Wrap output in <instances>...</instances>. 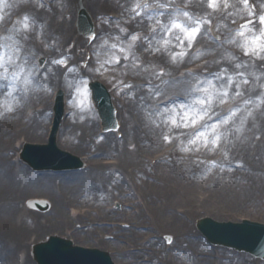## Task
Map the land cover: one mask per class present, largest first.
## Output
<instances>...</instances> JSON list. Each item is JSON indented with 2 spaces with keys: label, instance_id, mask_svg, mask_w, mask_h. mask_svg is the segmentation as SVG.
Instances as JSON below:
<instances>
[{
  "label": "bare ground",
  "instance_id": "bare-ground-1",
  "mask_svg": "<svg viewBox=\"0 0 264 264\" xmlns=\"http://www.w3.org/2000/svg\"><path fill=\"white\" fill-rule=\"evenodd\" d=\"M22 1L24 0H17V3ZM113 1H120L123 3V0H105L103 4L107 5L109 2ZM198 1L199 0H188V4L191 8L196 9L197 6H199ZM47 2L48 4L43 5L41 8L42 11H38L37 13L40 18L38 20L42 23L41 32H38L40 46L27 47L26 54H28L29 60L34 56L44 55L45 53L52 57L53 52L45 49V42H55L59 37L54 33L48 32L50 29L47 26V22L52 21L51 19H58L60 21V29L64 28L69 21H66L65 17L62 20L60 19L62 10L64 7L74 4V1L58 0L55 5L47 8V6L51 4L49 1ZM84 2L88 5L87 10L90 12L95 10V8L97 9L99 5L93 0H84ZM84 2L82 3L84 4ZM9 3L11 2L6 4ZM242 9L244 10V8ZM233 11L237 12L236 4L232 6V11L228 12L226 18H223L224 21L220 23L223 25L221 27L222 31L226 26L225 21L227 22L228 18L234 15ZM71 20L74 21V18ZM34 33L36 34L35 31ZM34 33H31V35ZM180 33L182 32H175L172 38H167V40L158 43L156 46L157 54H151V58L155 60L154 62L156 64L162 63L166 67L165 70L168 71L169 78L163 79L155 89L141 88V90H138L139 92L135 97L131 96L129 101L123 104L124 118L122 120L126 128L124 129V142L119 143L115 141V139H109V137H104V139L93 137L92 127L95 125V120L97 119L90 114L83 115L84 113L82 114L79 112L80 108L78 109L76 107L75 113H72L74 115H71L65 122V129L61 132L62 134L58 140L60 146L65 149L68 148L67 146H71L73 149L80 150V152L83 151L85 155L95 153V151L101 152V154H111L113 152L112 150L119 151V156L123 159L119 163L124 164V161H127L124 166L121 164V166L115 170L120 174L110 171L109 169L115 165H113V163L112 165L108 163L104 164L102 162L103 159H100L99 153L96 158L90 160L91 166L88 172H93L92 175H87L85 178H82L79 176L85 173L82 172L56 176L57 178L61 177L63 180L59 185L56 180L57 178L53 176H40L38 179H30L29 169L23 166L18 169L17 163L13 160L14 156H9L8 153L10 149H16L14 146L16 141H32L40 138V133L44 128L43 123L46 122V119L50 118V114H46L47 109L31 115L30 112L33 111L32 108L26 109V106L31 107L38 103H44L46 99L45 94L51 87V90L55 89L56 87L54 86L65 85L64 88H66V86L68 89L70 88L74 95L79 94V90L74 89L75 83L73 82L74 79L72 80L73 72H71V69L67 71V74L60 75V78L64 76L63 79H56L57 77L55 75L58 73L56 72L57 69L55 64H53L52 68L47 72L46 76H44V79L40 78L36 81L35 77L31 78L27 74L32 66V64H30L31 62L23 57L21 62L23 68V74L21 73L23 87L22 85L20 88L17 85L16 87H12V97L7 103L3 102L0 97V109L3 110V119L1 121H6L5 127L0 126V264H30L28 258L24 261L20 260V251L30 252L34 246H32V241L36 240V243L38 240L45 239V235L55 232L64 234L65 231H72L75 241H81V243H83V241L92 242L94 239L99 241L101 235L102 240L99 243H102L103 246L99 245L100 247L109 249L112 252L119 251L118 256L113 253L115 263L140 264L142 260L137 258L138 254L132 252L131 247H118L115 245L116 242L104 239L106 234H114L112 231L104 233L106 229L111 230L110 228L95 226L84 231V229L75 230L72 226L77 223H84V226H86V222L89 220L98 221L99 218H101L99 220L102 222L108 220L115 223H121L119 220L129 219L133 221L131 225L134 226L151 225L154 231L159 228L175 231L177 236L176 240L179 245L189 250L196 249L198 245L203 242L201 239H190L188 222L183 219L184 217L180 216L178 212L174 211L180 209L185 213V216L192 215L193 212L198 209L199 203L200 208L221 215L223 211L230 210L231 206L241 207L246 205L247 202L248 204L254 202L257 195L253 193L254 190H252L251 194H249L248 191L251 188L257 189L260 187L263 188L264 186V175L260 174V171L264 168L259 167L264 158V126H258V124H256V120L258 121L260 118L256 116L262 113L261 102L264 100V91L258 100L251 101L248 103L246 109L243 108L235 113L234 118L228 119L226 123L222 120L224 123H222L220 127L213 129L210 134L203 136L201 140H194L193 143H190V141H188V136L184 135L185 129L183 126L192 123L193 119L196 120L202 110L207 111L209 108L215 109L218 107L220 101L217 102L212 99L206 104L200 103V101L197 100L198 89L191 86V98L189 101L187 103H180L178 109L170 110L171 115L169 117L160 116L159 118H155L154 114L152 115L147 110L149 109V94L151 95V93L155 94L156 92L162 91L166 96L173 92H186L188 86L193 84L196 76L198 78V75L196 73L192 75V73H188L187 71L181 72L182 75H179V77L174 76V78H171L170 76L177 75L180 72L178 64L181 62L189 64V62L193 61L195 58H200L202 56L207 57L210 52L211 54L209 56L211 57V62L213 61L215 65H218V69H220V84L231 83L234 87V93L240 94L246 89H240L242 85L241 79H245L247 82L255 80L257 87L260 83L264 86V51L257 49L259 55H254L248 51L250 47H255L252 41L242 40L239 45L246 53L244 57L246 62L239 67L233 64V58L231 54H228V51H231V47H228V49L226 47V42L223 43L225 47H219L214 43H207L206 46H203L204 48L199 54L196 53L193 55L189 51L187 53V51L184 50L174 51L170 54L168 52L169 43L175 44L176 36ZM31 35L23 34L21 35V39L23 38V40H25L27 37H32ZM203 38H205V36L199 37V39ZM206 42H210V40L207 39ZM73 43V57L76 59L82 53L81 50H83L84 47L86 48V45L84 41H80L77 35L75 37L73 36L70 44L73 45ZM260 43L264 44V39H261ZM26 45L28 46L27 41L26 43H21V50L22 47L26 48ZM14 49L15 50L11 51V53H21L15 45ZM216 49L218 51H215ZM213 50L215 54L212 52ZM166 52L171 55L167 60L164 58ZM181 53H184V55H180ZM173 56H175V59H173ZM145 58L149 60L150 56L146 55ZM4 62H6V60H4L3 63ZM1 64L0 61V65ZM176 67V73H172L175 71ZM198 67L200 69V65H198L197 68ZM146 69L151 73L153 72L147 67ZM53 76L55 78H53ZM162 76L165 77L164 74ZM168 80L170 81L168 82ZM25 81H27L26 84L24 83ZM51 83L55 85L49 87ZM57 83L58 85H56ZM2 88L3 87L0 86V90ZM25 88H27L26 92L24 90ZM144 89H146V91ZM207 92L209 91L203 93ZM25 94L30 96V102L26 101L24 98L26 96ZM247 95H249V93H247ZM221 100L223 99L221 98ZM21 104L24 105V107L20 111L19 107ZM164 110H167V108ZM20 113L22 114L20 115ZM22 117H28V120H24ZM81 117H83V119ZM173 120L175 123H173ZM172 128L176 129L177 138H179L181 146L185 149V151H179L177 154L182 158L176 156L173 157L172 160L167 161L166 159L162 165L149 169V163L146 164V161L142 160V158L148 157V154H151V150L157 148L159 145L161 146L163 141L160 139V135L164 133L169 134ZM225 130L227 131L223 132ZM217 135L219 136V140L214 143L213 141L216 140ZM228 142L231 144L227 145V150L231 151V154L238 155L243 150V155H245L247 161L246 165H248V168L241 171V173L244 172L245 176L242 178L235 176L237 177L235 179L231 176V173L225 171L222 177L217 179L215 186L209 187L207 180H205V176L210 174L211 168H209L210 166L206 168L205 166L207 164L200 157H196L197 155H201L197 154V151L208 152L214 150L219 143L223 145ZM254 142L255 145L260 146L259 152L255 153L256 155L248 153L245 149L246 144ZM252 150L253 149H251V151ZM136 159H140L138 162L139 169H136L138 168L136 166L135 169L129 170L128 166L130 165V161H135ZM195 165L198 166L203 173L202 177H196L197 171L194 167ZM76 177H80L82 180ZM130 177H134L137 180L134 195L137 193V195L140 196L142 203L139 205H137L136 202L131 203L132 198L124 191L126 186L125 178L129 180ZM79 189H82V193L86 194L85 199L81 198L80 194H77ZM42 196L51 201V211L49 213L42 214L31 210L28 211L23 206L24 200H26L25 198ZM112 196H114L113 199L120 198V203L123 205H125V202L134 209L139 208L143 211L140 216L136 215L134 217H131L130 213L124 214L126 211L123 208L119 211L106 212L103 210V202L107 199H111ZM124 197L128 200H124ZM22 201L23 203L21 206L20 203ZM91 202L100 205L99 207L102 208L101 211L97 212V215H94L96 217L88 213H83L81 209H75L74 213L71 212V208H74L73 204H79L80 207H82L83 204L90 205ZM12 203L16 204L11 205ZM89 211H91L90 208L88 212ZM125 216H130L131 218ZM136 217H139L142 223L136 222ZM198 217L200 216L197 215L195 217L196 220ZM93 218L95 219L93 220ZM114 229L117 230L114 237L118 240L127 238L129 242L136 244V236L138 235V237H141L140 231H137L135 227H131L128 230L122 228ZM33 235L37 237L33 238ZM40 237L42 238L40 239ZM139 243H137L138 246ZM159 244L160 241L156 240L152 246V249H154L152 255L155 258L156 256L165 254V249L163 247H158ZM122 251H124L123 254L126 255L123 257L125 260L121 256ZM182 253L183 255L181 254L176 257L177 260L175 261L166 257L164 264H203L207 262L205 257L193 258L187 250ZM235 256L241 255L236 254ZM250 263H252L250 259H245L244 263L242 261L229 262V264ZM257 263L264 264L262 262Z\"/></svg>",
  "mask_w": 264,
  "mask_h": 264
},
{
  "label": "rangeland",
  "instance_id": "rangeland-1",
  "mask_svg": "<svg viewBox=\"0 0 264 264\" xmlns=\"http://www.w3.org/2000/svg\"><path fill=\"white\" fill-rule=\"evenodd\" d=\"M138 1L139 0H137L136 3ZM17 8H19V6H16L15 7V9H17ZM111 9L113 10V8H110V9L100 8V11L99 12L103 13L105 11H111ZM216 9H214V10H216ZM69 11L70 12L67 13L66 16H65L67 18H71L73 16V11L71 9ZM99 12L92 13L94 19H96V17H97V15H98ZM3 17L4 16L2 15V18H0V25L3 24L5 21H7V20H4ZM29 26L33 27V29L36 28L33 24H31ZM76 26H77V24H76ZM77 28H78V26H77ZM115 28H117V27H115ZM78 30H76V31H77V34L79 35V38L83 39V37H82L83 35H81L80 34V31H78ZM60 32H61L62 36L64 37V39H69L70 34L68 32H66L64 30L63 31L61 30ZM102 44L103 45L105 44V41L104 40L102 41ZM187 46H190V45H187ZM121 47L124 48L126 52H128V50L126 49V48H128L127 43L122 44ZM103 58H105V56H101V57L99 56V57H97L96 60L98 62V61L102 60ZM120 65L127 66L126 62L123 61V59L120 60ZM129 71H130L129 69H127V70L124 69L120 73L117 72L115 75L120 76L119 79H118V81L123 82L124 79L126 78V75L129 74L128 73ZM97 76L99 77L98 79L105 81L107 84H110L111 83L113 85V82H112L113 81V78L110 77L111 75H109L107 73V71H105V72H102L101 71V74L99 72H97ZM157 76L158 75H155L153 77H150V80H153V78H155ZM79 102H80V106L82 108H84L86 111L87 110L88 111L90 110L89 109V106H88V103H87V95H82ZM258 116H262V117H260L258 119V126H262V125L264 126V115L263 114H258L256 117H258ZM164 144H166V142ZM245 149L247 150L248 153H251L252 155H256V154H254V152L255 151L259 152L260 146L255 145V143H251V144H246V148ZM251 149H253V150L251 151ZM72 150L75 151L73 148H72ZM157 150H159V149L157 148L156 150H152V151H157ZM152 151H151V153H152ZM77 152H80V151H77ZM225 158L226 159L223 161V164H225L224 166H227L229 164H234L236 162V160L229 159L228 157H225ZM137 162H138V160L136 159V163ZM246 167L248 168V165ZM259 167L264 168V158L262 159V162L260 163ZM230 168L232 169V167H230ZM262 172L264 174V169L262 170ZM241 174L242 173L239 172L238 175H237L236 172L232 170V175L231 176L234 178V175H235L238 178H242L244 175L240 177ZM243 174H244V172H243ZM252 190H254L253 193H255V195H257V197L255 198L254 202L251 203V204H248V202H247L246 205H243L241 207H233V206H231V209L230 210L223 211V213L221 215H219L217 213L214 214V212L207 211V210H202V211L195 210L193 212V214H192L191 217H193V219L196 220L195 217L197 215L200 216V217L209 216V217H213V218H215L217 220H220V221L221 220L239 221V220H242V219H245V218H247V219L249 218V219H252V220H259V221L264 222V199H263L264 198V186H263V188L260 187V188H257V189L256 188L255 189L254 188H251L248 191V193L251 194L252 193ZM172 205H173V203H172ZM194 222H195L194 224H193V222H190L191 223V224H189V227L190 228L191 227L193 229L196 228V225H195L196 224V221H194Z\"/></svg>",
  "mask_w": 264,
  "mask_h": 264
},
{
  "label": "snow or ice",
  "instance_id": "snow-or-ice-1",
  "mask_svg": "<svg viewBox=\"0 0 264 264\" xmlns=\"http://www.w3.org/2000/svg\"><path fill=\"white\" fill-rule=\"evenodd\" d=\"M243 4H244V7L247 9V8H248V2H247V0H243ZM208 6H209L210 8L216 9V8L218 7V0H208ZM137 7H139V5H137ZM225 7H227V4H225ZM248 14H249V15H252V14H253V13L251 12V9H248ZM183 15H184V16H189V14H188L187 12L183 13ZM0 18H2V17H0ZM189 19H191V17H189ZM259 19H260V23H261V24H264V16H261ZM204 22H205V21H203V20H197V21L194 22V25H186V24H182V23H180V22H178V21H175V22H173V23L171 24L170 28H171V29H179L181 32H183L184 35H185V37H186V39H187V41H188V43H189V45H191V44L195 41L196 37H197L198 34H199V31H200V27H199V26H200L202 23H204ZM22 27H23L24 29H28V27H29L28 17H27V16L24 18V21H23ZM247 27H248L247 24L242 25V26H241V31L238 33V35L243 36V34H244V30L247 29ZM131 39H132L133 41H135V40L137 39V37H136L135 35H133V36L131 37ZM261 39H264V31H262L261 36L256 37V39L252 41V44H253L255 47H250V48L248 49V51H250V52H251L252 54H254V55H259V52L257 51V49H259L260 51H264V44L260 43ZM157 50H158V49H157ZM122 51H123V50H122ZM180 55H184V53H181ZM173 59H175V56H173ZM117 62H118V60H117ZM54 63L62 64V63H64V61H63V60H59V61H54ZM238 67H239V66H238ZM160 75H163V73H160ZM209 84L211 85V81H209ZM205 91H207V89H205ZM227 94H228L227 91H225V92L223 93L224 96H227ZM200 103H204V101H200ZM232 115H235V111L231 112V113L229 114L228 117H225L224 122L226 123V122L228 121V119H229ZM192 122L195 123L196 121L193 119ZM173 123H175L174 120H173ZM185 126H187V125H185ZM198 135H199V136H205L206 133L201 132V133H199ZM166 139H167V138H166ZM218 140H219V136L217 135V136H216V140L213 141V142L215 143V142L218 141ZM193 142H194V141H193ZM169 242H171L170 239H169Z\"/></svg>",
  "mask_w": 264,
  "mask_h": 264
},
{
  "label": "clouds",
  "instance_id": "clouds-1",
  "mask_svg": "<svg viewBox=\"0 0 264 264\" xmlns=\"http://www.w3.org/2000/svg\"><path fill=\"white\" fill-rule=\"evenodd\" d=\"M5 47L8 48V49L10 50V53H11V51H14V50H15V49H14V45H12V44H6ZM8 58H9V60H11V58H12V57H11V54H9V57H8ZM2 59H3V57H0V60H2ZM24 83L26 84L27 81H25ZM22 87H23V85H22ZM24 90H25V92H26V91H27V88H25ZM67 103H68L70 106L72 105V101H71V100H69ZM81 118L83 119V117H81Z\"/></svg>",
  "mask_w": 264,
  "mask_h": 264
}]
</instances>
